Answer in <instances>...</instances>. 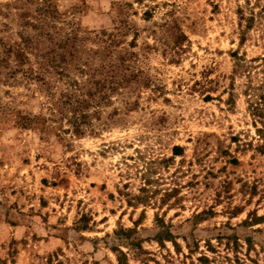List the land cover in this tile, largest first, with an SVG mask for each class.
<instances>
[{
  "label": "rangeland",
  "instance_id": "rangeland-1",
  "mask_svg": "<svg viewBox=\"0 0 264 264\" xmlns=\"http://www.w3.org/2000/svg\"><path fill=\"white\" fill-rule=\"evenodd\" d=\"M0 264H264V0H0Z\"/></svg>",
  "mask_w": 264,
  "mask_h": 264
}]
</instances>
